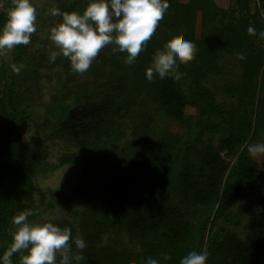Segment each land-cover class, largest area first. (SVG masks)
<instances>
[{
    "label": "trees",
    "instance_id": "obj_1",
    "mask_svg": "<svg viewBox=\"0 0 264 264\" xmlns=\"http://www.w3.org/2000/svg\"><path fill=\"white\" fill-rule=\"evenodd\" d=\"M216 1L167 0L168 8L163 18L158 21L152 36L144 42L131 65L124 63L126 52L113 51V44L103 47L110 63L115 69L121 68L120 71L124 72L132 85L133 96L125 103V109L133 110L131 106L134 104L140 107L141 114L135 116L140 139L132 151V154L138 152L139 155L135 154L133 166L127 171L120 169L115 173L110 168L101 179L95 174L90 175L84 195L89 199L95 196L103 200L123 196L127 202L140 200L146 174L164 153V158L169 160V177L187 197L201 200L204 219L192 234L188 231L187 223L182 221L178 240L168 243L158 256L167 254L166 263L179 264L180 258L188 251L201 250L208 226L212 234L206 245V264H264V170L246 153L244 147L241 148L248 137L254 138L258 132L264 135V38L257 35L264 30L261 15L264 0H260L262 10L256 9L249 17L248 0H231L228 8L219 7ZM88 2L56 0L55 6L61 12L82 13ZM0 4L2 26L12 0H0ZM249 25L255 29L253 34L247 32ZM173 37L193 42L196 49L194 59L184 64L178 63L177 71L183 73L178 80L161 79L155 72L153 79L147 80L145 70L151 65L154 54L163 50L165 42ZM25 52V44L15 45L12 64L18 65ZM237 52L242 53L244 59H239L235 54ZM233 58L236 60L234 67L240 69L239 78L235 86L224 89L228 100L221 102L207 84L210 82L217 87L215 81L218 76L224 75V64ZM12 74V69H9L8 78L11 79ZM0 79L4 80V77L0 75ZM12 89L14 87L10 82L6 92L0 91V115L14 120L17 102L12 96ZM84 89L81 87L78 91L83 96L80 105L72 108L60 105L57 109L58 131L73 138H77L79 133L89 132L84 121L79 119L81 115L95 118L93 109L102 113L115 104L113 97L94 98L89 92L84 94ZM219 103L230 104L223 107ZM149 104L161 118L173 121H184L183 111L187 105L197 107L201 116L217 117L218 121L211 125L212 133L218 134L216 145H212L209 138L200 144L193 145L191 142L179 149L175 135L155 131L148 111ZM202 122L206 123L204 120ZM205 127L208 128L203 124ZM14 128L10 125L4 128L5 135L0 137V190L5 201L17 192L19 184L39 171L41 161V157L33 152L34 145L21 142ZM95 132L97 135L109 134L98 129ZM11 134L14 138H11ZM142 156H145V174L141 171ZM124 173L127 174L124 182L128 178L130 181L127 184L123 183V176L119 178ZM141 173L142 178L139 177ZM134 175H138V180L131 181ZM251 196L258 199L259 210L247 216L241 230L231 229L230 221L236 214L234 207L237 202ZM146 207L150 209V206ZM11 215L12 211H0V236L4 237L0 243V254L12 241L11 223L4 221L6 216ZM219 218H222V224L215 227ZM134 222L154 236L159 228L167 227L169 219L151 208L135 216ZM154 252L149 251L148 257L154 258ZM19 254H13V264H20ZM121 264L131 263L122 260Z\"/></svg>",
    "mask_w": 264,
    "mask_h": 264
},
{
    "label": "rangeland",
    "instance_id": "obj_2",
    "mask_svg": "<svg viewBox=\"0 0 264 264\" xmlns=\"http://www.w3.org/2000/svg\"><path fill=\"white\" fill-rule=\"evenodd\" d=\"M30 2L36 9L35 31L25 44V57L15 65L19 71L12 70L14 74L11 79L7 74L13 66L11 61L14 47L5 54H0V75L4 77V80L0 79V91L6 92L7 85L11 82L14 87L12 96L17 102L16 122L0 115V137L5 135L4 128L15 126L20 141L34 145L33 152L41 157V161L39 171L19 184L17 192L11 198L5 201L0 190V211H12L11 217H5V223H11V231L14 232L16 226L12 223V217L20 211L31 209L32 215L26 218L29 222L49 221L61 228H69L71 236L68 243L74 251L73 237L80 235L86 242V247L79 250L83 256L79 264H121L122 260L131 264H143L149 251L153 250L157 253L154 252V258L160 264H170L166 263L164 255L161 257L158 253L164 251L168 243L178 240L182 221L187 223L191 234L195 231V227L204 219L201 200L198 197H187L174 184L172 177H169V160L164 158V153L154 162L153 171L149 170L146 174L140 200L127 202L123 196L105 200L95 196L94 199H89L84 195L90 175L95 174L101 179L110 168L118 173L120 169L127 171L133 166V158L136 153L139 154H132V151L138 146L140 139L135 116H139L141 110L136 104L131 106L133 110L125 109V103L133 96L132 85L124 72L120 71L121 68L115 69L110 63L103 47L86 71L73 72L68 58L59 53L56 45L49 39L50 29L62 20L59 15L49 14V10L57 6L56 0ZM216 3L219 7L228 8L232 2L217 0ZM1 7L2 5L0 9ZM248 8V17L256 9L261 11L260 0H248ZM261 13L264 18V12ZM53 51L57 55L54 60H50ZM235 62L233 58L224 64V75L218 76L215 81L217 87L210 82L207 84L221 102L228 100L224 89L235 86L239 78L240 69L234 67ZM81 87H85L84 94L89 92L94 98L113 97L115 104L102 113L93 109L95 118L81 115L79 119L84 121L89 132L79 133L77 138H73L70 134L58 131L57 109L60 105L69 108L80 105L83 101L82 93L78 92ZM219 104L227 107L230 103ZM143 109L145 112V108ZM148 111L155 131L158 134L168 132V136L175 135L179 149L191 142L193 145L200 144L209 138L212 145L217 143L218 134L211 131V125L218 121L217 117L201 116L195 106L187 105L184 108V121L161 118L152 104H149ZM143 120L145 121V116ZM203 124L208 128H203ZM96 129L109 134L97 135ZM11 138H14L12 134ZM257 141L264 142V135L258 132L254 138L248 137L241 148L244 147L247 153V144ZM250 157L264 170V155ZM226 159L231 161L230 158ZM144 166L145 156H142L141 171L145 174ZM142 173L140 178L143 177ZM126 175L124 173L119 176L120 179L123 176L124 184L129 181L128 178L124 182ZM135 179L138 180V175L131 176L130 180ZM147 205L150 209H146ZM259 206L256 196L239 200L234 207L236 214L230 221L231 229L241 230L247 216L259 210ZM151 208L169 219L167 227L159 228L154 236L134 222L135 216L148 212ZM221 220L219 218L215 227L222 224ZM207 230L201 248L205 252L212 234L210 227L207 226ZM2 241L4 237L0 236V243ZM23 253L24 250H21L19 256Z\"/></svg>",
    "mask_w": 264,
    "mask_h": 264
},
{
    "label": "clouds",
    "instance_id": "obj_3",
    "mask_svg": "<svg viewBox=\"0 0 264 264\" xmlns=\"http://www.w3.org/2000/svg\"><path fill=\"white\" fill-rule=\"evenodd\" d=\"M168 8L167 0H89L81 12H61L53 7L49 10L52 16L62 17L60 23L50 29L49 39L56 45L63 56L70 62V69L76 73L86 71L98 51L108 44H113V51L126 52L124 63L131 65L146 42L155 31ZM36 9L30 0H12L7 11V19L0 26V54H5L15 45L27 44L30 34L35 31ZM249 34L255 29L249 25ZM258 37L264 38V30ZM195 45L188 39L173 37L166 41L163 50H158L152 63L145 70V78L153 79L155 72L161 79L178 80L183 73L177 71L178 63L184 64L194 59ZM244 59L242 53H235ZM57 52L53 51L50 60ZM14 72L19 68L12 66ZM247 153L256 157L264 155V142L247 144ZM32 215L31 209L20 211L12 217L16 226L10 245L0 254V264H13L14 253L20 255V264H79L83 256L79 250L86 247L80 235L68 243L71 230L61 228L46 221L29 222L26 218ZM59 255V260H57ZM167 259V254H163ZM207 253L203 250L188 251L182 256L179 264H206ZM143 264H160L152 257L144 259Z\"/></svg>",
    "mask_w": 264,
    "mask_h": 264
}]
</instances>
